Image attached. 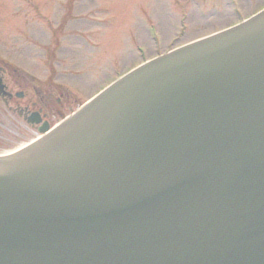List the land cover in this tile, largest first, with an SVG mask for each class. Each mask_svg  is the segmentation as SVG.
<instances>
[{
	"label": "water",
	"instance_id": "obj_1",
	"mask_svg": "<svg viewBox=\"0 0 264 264\" xmlns=\"http://www.w3.org/2000/svg\"><path fill=\"white\" fill-rule=\"evenodd\" d=\"M42 133L0 154V264H264V9Z\"/></svg>",
	"mask_w": 264,
	"mask_h": 264
},
{
	"label": "rangeland",
	"instance_id": "obj_2",
	"mask_svg": "<svg viewBox=\"0 0 264 264\" xmlns=\"http://www.w3.org/2000/svg\"><path fill=\"white\" fill-rule=\"evenodd\" d=\"M263 9L264 0H0V58L39 88L71 94L67 118L135 68Z\"/></svg>",
	"mask_w": 264,
	"mask_h": 264
},
{
	"label": "flooded vegetation",
	"instance_id": "obj_3",
	"mask_svg": "<svg viewBox=\"0 0 264 264\" xmlns=\"http://www.w3.org/2000/svg\"><path fill=\"white\" fill-rule=\"evenodd\" d=\"M52 86L39 88L34 78L0 58V153L25 146L31 134L40 137L65 120L73 96L56 94Z\"/></svg>",
	"mask_w": 264,
	"mask_h": 264
}]
</instances>
